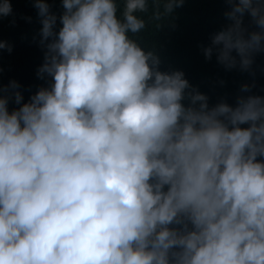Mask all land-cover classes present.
Here are the masks:
<instances>
[{
  "label": "clouds",
  "instance_id": "9594fccd",
  "mask_svg": "<svg viewBox=\"0 0 264 264\" xmlns=\"http://www.w3.org/2000/svg\"><path fill=\"white\" fill-rule=\"evenodd\" d=\"M153 3L159 20L183 0ZM226 3L203 53L247 70L264 0ZM148 5L122 0L118 16V0H61L56 30L31 3L50 79L28 101L23 82L0 88V264H264V96L209 107L182 71H160L129 36Z\"/></svg>",
  "mask_w": 264,
  "mask_h": 264
},
{
  "label": "trees",
  "instance_id": "16d2710c",
  "mask_svg": "<svg viewBox=\"0 0 264 264\" xmlns=\"http://www.w3.org/2000/svg\"><path fill=\"white\" fill-rule=\"evenodd\" d=\"M9 2L11 14L0 17V39L11 46L10 52L3 49L0 53V88L10 81L19 85L23 82L28 86L21 89V94L28 101L40 87H47L50 79L37 76L45 51L40 44L41 17L31 6L34 0ZM45 2L50 5V12L57 16L55 29L58 30L61 26L59 16L64 11L61 0ZM121 7L122 0H118V16ZM228 10L226 0H183V4L171 14L157 20L153 18L155 5L153 0H149L148 11L136 13L144 19L145 27L138 33H129V36L142 49L153 51L158 56L160 71H182L189 84L208 97L209 107L221 100L235 106L238 96H264V52L253 55V62L247 70H241L239 66L226 69L217 62L215 52L210 59L205 58L203 49L210 44V36L230 23L224 15ZM242 25L248 31H259L247 13ZM33 27L37 28L38 35L28 46ZM245 85L249 86L248 91H242ZM12 103L10 100L8 108Z\"/></svg>",
  "mask_w": 264,
  "mask_h": 264
}]
</instances>
